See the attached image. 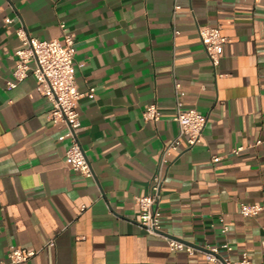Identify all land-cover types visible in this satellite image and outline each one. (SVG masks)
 Segmentation results:
<instances>
[{
    "label": "crops",
    "instance_id": "obj_1",
    "mask_svg": "<svg viewBox=\"0 0 264 264\" xmlns=\"http://www.w3.org/2000/svg\"><path fill=\"white\" fill-rule=\"evenodd\" d=\"M179 3L175 13V0H0V259L15 246L37 251L26 264H215L204 250L228 242L231 261L247 253L264 264V209L241 214L264 206V0ZM62 24L76 35L79 137L93 177L71 168L67 126L49 119L36 76L8 88L24 46L17 30L63 41ZM199 26L228 39L216 69ZM175 80L183 107L207 123L201 142L165 165L152 235L136 197L149 194L180 131ZM154 103L161 119L147 121ZM169 238L200 250L174 251Z\"/></svg>",
    "mask_w": 264,
    "mask_h": 264
},
{
    "label": "built area",
    "instance_id": "obj_2",
    "mask_svg": "<svg viewBox=\"0 0 264 264\" xmlns=\"http://www.w3.org/2000/svg\"><path fill=\"white\" fill-rule=\"evenodd\" d=\"M175 13L181 9L180 0H175ZM6 24H11L14 20L6 18ZM64 30V40L51 39L42 40L31 36L24 26L17 30L24 46L16 52L17 66L14 71V79L8 82V88H16L32 72L37 78V91L45 96L51 103L48 112L49 119L55 124H65L67 126V137L71 139V146L67 152V157L71 168L83 173L85 176L93 177V170L87 154L81 144L79 131L82 126L79 101L85 95L82 94L77 85L76 77V35L69 31L66 24H62ZM201 42L215 67L220 65L221 57L224 53L225 44L228 39L222 34L221 27L199 26ZM179 31L175 30L174 34ZM35 61V67L31 66V61ZM95 89L92 88L87 94L94 96ZM175 95L177 113L175 120L179 123V134L169 142L162 151L159 168L152 178L149 194L136 197L140 206V223L147 233L152 235L160 234L161 214L159 212V202L162 195V185L164 183V168L169 161V157L184 143L187 147H194L201 142L204 129L207 123V116L196 109H185L183 107L182 96L184 92L182 85L175 80ZM161 111L157 104H151L144 112L147 121H159ZM244 148H236L233 153L239 154ZM220 157H215L214 162H219ZM83 207L82 210H85ZM264 206L261 204H243L241 214L244 217H256L262 212ZM224 232H228V227H224ZM169 244L174 251H186L190 255L200 250L183 241L169 238ZM51 245H55L52 241ZM231 251L232 246L228 242L221 246L210 247L204 252L209 261L215 264H254L244 253L243 258L238 261H231L222 251ZM37 251L27 250L12 246L8 252L7 259H0V264H26Z\"/></svg>",
    "mask_w": 264,
    "mask_h": 264
}]
</instances>
